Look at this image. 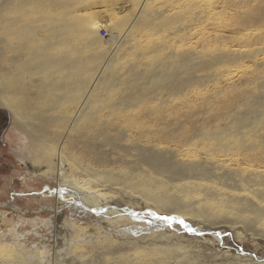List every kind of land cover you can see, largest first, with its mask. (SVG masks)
<instances>
[{
  "label": "bare ground",
  "instance_id": "obj_1",
  "mask_svg": "<svg viewBox=\"0 0 264 264\" xmlns=\"http://www.w3.org/2000/svg\"><path fill=\"white\" fill-rule=\"evenodd\" d=\"M119 1L0 0V107L31 137L30 177L55 179L48 227L73 211L58 261L14 226L0 264H217L223 232L188 247L209 233L190 220L264 236V0Z\"/></svg>",
  "mask_w": 264,
  "mask_h": 264
},
{
  "label": "rangeland",
  "instance_id": "obj_2",
  "mask_svg": "<svg viewBox=\"0 0 264 264\" xmlns=\"http://www.w3.org/2000/svg\"><path fill=\"white\" fill-rule=\"evenodd\" d=\"M114 1H117L118 3L120 2L119 6L128 7L126 4H124V1ZM105 15H107L108 18H113L110 12H104L103 16ZM106 18L104 17L103 20H107ZM17 131L18 130H16L13 126V118L11 114L8 131L4 138V144L0 145V230L2 229L0 232L8 233L10 228L16 226L19 231H21L24 235L26 234L24 236L25 239L22 240V243L25 246L24 248L26 250L35 251L36 249H38L40 251L41 249V251L45 252V254L49 256L50 260L56 259L58 261L59 259L58 255H56V249L53 247L55 243L54 234L59 230V241L62 244L66 243L67 240L70 239L73 231L71 227L65 225L64 218L73 216V211L72 209L70 210V208H66L64 210L65 212H63V210L61 211L63 213L60 212L63 215H61L62 220H60L57 226V230H55V225L48 227L47 222H49V220L54 221L55 219L53 217L55 203L49 198L44 197L42 194L47 192V187H50L54 183L55 179L47 181L42 178L33 179L30 177L32 171L29 169L28 165L19 160L20 158L17 155L25 156L28 154L27 151L31 148V145L29 147V139L31 137L26 136V145V141L24 140L23 135L19 131ZM120 207L121 206L118 205L116 206V208ZM144 209L146 208H137L136 210L144 211ZM23 210L26 212H24ZM158 214L161 216H168L170 213H167L166 211H160L158 212ZM85 218H83L82 216L75 217V219L84 226L83 228L86 231H92L94 223L92 221H89L90 215L86 216ZM190 224L194 228L203 227L209 232L208 235L206 234L205 240H203L202 237H192V235L184 232L185 239L182 240L183 244H189L188 247H191L197 245V241H199V244L197 246H201L200 250L204 248L205 244H210L211 241L215 240V232H223V242H221L223 246L207 244V247L203 249V254L205 257L213 256V263L234 264L229 261L236 259V257L238 259L247 257L253 259L255 257L253 260L257 262H264V236L253 234L250 231H247L242 226L235 227L234 229H230L226 225L209 227L208 225L200 223V221L194 220H190ZM33 228L35 231L33 230ZM158 229L161 228L158 227ZM169 230H171V228ZM32 233L35 234L33 235ZM144 239L140 238L136 240L127 235H120L117 240L125 243L126 248L129 249L133 245L128 244V242L138 244L141 247L150 246V242L145 241L152 240L148 238ZM192 242H194V244ZM153 243L158 245L160 242L153 241ZM68 255L69 253L65 254L61 258L70 259L66 258V256ZM217 255L219 258L216 257ZM214 256L218 259H214ZM71 257L72 260L70 259L71 261L69 260V262H73V264H80L78 261V259L80 258L77 255H71ZM256 258L261 259L257 260ZM212 259L210 261H212Z\"/></svg>",
  "mask_w": 264,
  "mask_h": 264
},
{
  "label": "flooded vegetation",
  "instance_id": "obj_3",
  "mask_svg": "<svg viewBox=\"0 0 264 264\" xmlns=\"http://www.w3.org/2000/svg\"><path fill=\"white\" fill-rule=\"evenodd\" d=\"M10 119L11 112L5 108L0 107V145L4 144V138L8 131Z\"/></svg>",
  "mask_w": 264,
  "mask_h": 264
},
{
  "label": "snow or ice",
  "instance_id": "obj_4",
  "mask_svg": "<svg viewBox=\"0 0 264 264\" xmlns=\"http://www.w3.org/2000/svg\"><path fill=\"white\" fill-rule=\"evenodd\" d=\"M150 216L156 215L155 213H149ZM158 219H163L166 222H168L170 225L171 224H179L182 225L185 229H187L189 232L194 233L195 229L191 228L185 221L183 220H177L176 218L173 217H157Z\"/></svg>",
  "mask_w": 264,
  "mask_h": 264
}]
</instances>
